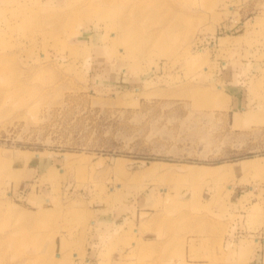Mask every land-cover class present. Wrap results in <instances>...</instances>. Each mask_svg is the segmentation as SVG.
Returning a JSON list of instances; mask_svg holds the SVG:
<instances>
[{
	"label": "rangeland",
	"instance_id": "obj_1",
	"mask_svg": "<svg viewBox=\"0 0 264 264\" xmlns=\"http://www.w3.org/2000/svg\"><path fill=\"white\" fill-rule=\"evenodd\" d=\"M0 264H264V0H0Z\"/></svg>",
	"mask_w": 264,
	"mask_h": 264
},
{
	"label": "crops",
	"instance_id": "obj_2",
	"mask_svg": "<svg viewBox=\"0 0 264 264\" xmlns=\"http://www.w3.org/2000/svg\"><path fill=\"white\" fill-rule=\"evenodd\" d=\"M77 252H78V251H76V252L73 253V256H74V258H75L76 260H78V259L81 257V256H79V255L77 254ZM60 254L62 255L61 252H60V253L57 252V255H58V256H59ZM61 258H62V257H61ZM78 261H79V260H78Z\"/></svg>",
	"mask_w": 264,
	"mask_h": 264
},
{
	"label": "bare ground",
	"instance_id": "obj_3",
	"mask_svg": "<svg viewBox=\"0 0 264 264\" xmlns=\"http://www.w3.org/2000/svg\"><path fill=\"white\" fill-rule=\"evenodd\" d=\"M135 17H136V16H135ZM126 22H127V18H126L125 20H123V19L121 18V23H122V24H126ZM246 163L251 164V163H249V162H246Z\"/></svg>",
	"mask_w": 264,
	"mask_h": 264
}]
</instances>
